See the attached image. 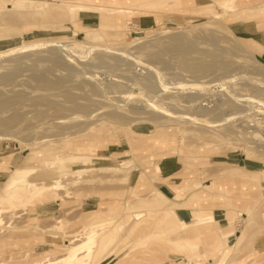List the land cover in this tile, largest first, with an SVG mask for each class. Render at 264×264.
Returning a JSON list of instances; mask_svg holds the SVG:
<instances>
[{
	"label": "rangeland",
	"instance_id": "rangeland-1",
	"mask_svg": "<svg viewBox=\"0 0 264 264\" xmlns=\"http://www.w3.org/2000/svg\"><path fill=\"white\" fill-rule=\"evenodd\" d=\"M8 1L0 264H227L264 235V0Z\"/></svg>",
	"mask_w": 264,
	"mask_h": 264
},
{
	"label": "crops",
	"instance_id": "crops-1",
	"mask_svg": "<svg viewBox=\"0 0 264 264\" xmlns=\"http://www.w3.org/2000/svg\"><path fill=\"white\" fill-rule=\"evenodd\" d=\"M19 1H24V0H19ZM69 1L63 0V2H65L66 4H70L72 6H75V5L76 6H84V5H82V2H80V3H77V2L68 3ZM87 1H89V0H87ZM32 2H34L33 5H36L37 3H40V0H33ZM203 2H204L203 0H195L196 6H201L202 4H204ZM218 2H219L218 0H213L212 1V4L214 5V7L216 9H219L218 8V5H217ZM225 3L227 4V6H229L228 5V3H229L228 0H225ZM239 3H240V7H241V5H243L245 3V0H239ZM47 4L49 5V3L46 1V5ZM8 9L9 10H15V11H20V10H23V9H25V10H33L34 13L37 12V13H39L41 15H44L45 17L61 16L62 15V13H59L60 14L59 15L58 12H54V10H52V7H50L49 10L51 12L53 11V13H50L51 15L49 14L50 16H48V13L46 12L47 11L46 10V6H43V9H38V8H34V9H32V8H23V9L11 8L10 9V7H8ZM76 9H80V8H76ZM94 9L97 10L98 9V6L94 7ZM55 13H56V15H55ZM74 13H76L75 10H74L73 13L69 12V14L71 16V19H75L76 20V18L78 16L75 15ZM125 13H128V12H125ZM76 26L80 27L78 24H76ZM78 31H83V30H78ZM84 34H85V31H84ZM247 41L251 42L250 40H247ZM263 55H264V52H262V56ZM155 169H157V168H155ZM238 169L239 168H236L235 170H238ZM239 170H241V169H239ZM157 171H158V169H157ZM141 175H143V177L140 176V180H139L138 186L140 184H143V182L145 180L148 181L147 176H146V173L143 172V174H141ZM174 191H175V197H174L173 200H171V199H169L167 197L165 199H166L167 203H170V204H173V205H177L178 204L177 201L181 197V195L179 194L180 193V190H178L177 188H175ZM158 194L159 195H162L163 197H165V195L162 192H160V191L158 192ZM195 212L196 211H193L192 213H195ZM214 212L216 214L219 213L218 211H214ZM199 213H203V212L200 211ZM216 214H214V215H216ZM219 239H218V241L221 240V239L220 240ZM228 241L231 243V246L229 248L232 249V250L230 251V253L228 255L227 264H254V262H255V264H257L258 263L257 262L258 260L263 259V256H264V235L258 234L257 237H255V238H253L251 240H248V241L245 240L244 238H242L241 235H238V236L236 235V237H235L234 240L231 237H229V240ZM209 260H211V259H209Z\"/></svg>",
	"mask_w": 264,
	"mask_h": 264
},
{
	"label": "bare ground",
	"instance_id": "bare-ground-1",
	"mask_svg": "<svg viewBox=\"0 0 264 264\" xmlns=\"http://www.w3.org/2000/svg\"><path fill=\"white\" fill-rule=\"evenodd\" d=\"M0 3H1V5L3 4L4 5V3H7V0H0ZM8 7H10V9L11 8H18V9H23V8H25V6H27V7H29V8H33V3L34 2H31V1H16V0H10V1H8ZM62 3L63 4H65V5H67V7H68V5H69V12H71V13H73L74 12V9H75V7L76 8H80V9H85V7L84 6H72V5H70V4H66L65 2H63V0H62ZM10 5V6H9ZM41 5H43V6H46V10H49L50 9V7H49V5L47 4L46 5V3H43V4H41ZM40 5V6H41ZM0 9H2V8H0ZM52 10H54V12H58V14L59 13H61V10L60 9H54V8H52ZM94 10V9H93ZM44 11V10H43ZM53 12V11H52ZM123 12H129V11H124V10H118V11H116V13H123ZM57 14V15H58ZM55 15H56V13H55ZM60 15V14H59ZM50 26V25H49ZM66 43L67 44H65V43H63V47L65 46L66 47V45L68 46V44H69V42H67L66 41ZM35 43H32V45H34ZM31 44H29V46H30ZM36 45V44H35ZM52 46H54V45H52ZM28 47V46H27ZM55 47V46H54ZM19 50V49H18ZM7 77V76H6ZM236 81V80H235ZM263 86V85H262ZM92 89V88H91ZM95 90V89H94ZM147 101H149V100H147ZM75 102V101H74ZM142 102V101H141ZM238 104V103H237ZM249 104V103H248ZM256 104V103H255ZM254 104V105H255ZM262 105V104H261ZM264 106V105H263ZM249 107V106H248ZM254 107V106H253ZM256 107V106H255ZM254 107V108H255ZM244 108V107H243ZM245 109V108H244ZM249 109V108H248ZM87 110V109H86ZM150 110V109H149ZM239 110H241L240 108H239ZM257 110V109H256ZM32 111H34V110H32ZM252 111H254L253 109H252ZM35 112V111H34ZM28 114V113H27ZM256 114H258V113H256ZM157 116V115H156ZM159 117V116H158ZM157 117V118H158ZM262 118V117H261ZM257 119V118H256ZM152 119H150V121H151ZM257 120H259V117H258V119ZM105 123V122H104ZM15 193H10V196H13ZM140 219V218H139ZM139 219H136V220H139ZM124 230H125V228H124ZM125 232V231H124ZM94 233V232H93ZM92 233V234H93ZM123 233V232H122ZM92 234H89V235H92ZM87 235V234H86ZM221 236V235H220ZM84 238V237H83ZM224 241H225V238H222V236H221V240H220V242H221V244H224ZM26 244V243H25ZM71 244V243H70ZM107 244V243H106ZM66 246H68V245H66ZM86 250V249H85ZM88 251V250H87ZM55 252V251H54ZM83 252V251H82ZM82 252H78V253H82ZM13 253V252H12ZM25 253V252H24ZM27 254V253H26ZM10 255V254H9ZM24 255V254H23ZM23 255H22V257H23ZM81 256H82V254H80ZM26 256V255H25ZM21 257V258H22ZM76 258V257H75ZM47 259V258H46ZM48 260V259H47ZM46 260V261H47ZM95 259H93V261H94ZM54 262H55V260H54ZM40 263H42V262H40ZM56 264V263H55ZM64 264H84V262H79V263H73V262H67V263H64Z\"/></svg>",
	"mask_w": 264,
	"mask_h": 264
}]
</instances>
